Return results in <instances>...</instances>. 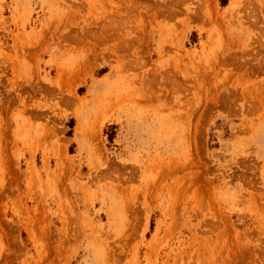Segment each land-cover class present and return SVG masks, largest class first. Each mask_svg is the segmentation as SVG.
I'll list each match as a JSON object with an SVG mask.
<instances>
[{
	"label": "rangeland",
	"instance_id": "374dc122",
	"mask_svg": "<svg viewBox=\"0 0 264 264\" xmlns=\"http://www.w3.org/2000/svg\"><path fill=\"white\" fill-rule=\"evenodd\" d=\"M0 264H264V0H0Z\"/></svg>",
	"mask_w": 264,
	"mask_h": 264
},
{
	"label": "bare ground",
	"instance_id": "6f19581e",
	"mask_svg": "<svg viewBox=\"0 0 264 264\" xmlns=\"http://www.w3.org/2000/svg\"><path fill=\"white\" fill-rule=\"evenodd\" d=\"M102 27V26H101ZM101 38V37H100ZM94 43V42H93Z\"/></svg>",
	"mask_w": 264,
	"mask_h": 264
}]
</instances>
